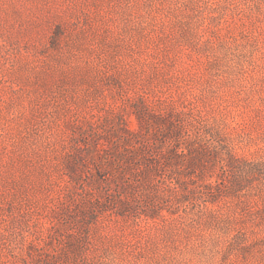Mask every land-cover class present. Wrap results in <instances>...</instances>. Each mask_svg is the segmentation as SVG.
Instances as JSON below:
<instances>
[{
	"label": "rangeland",
	"instance_id": "rangeland-1",
	"mask_svg": "<svg viewBox=\"0 0 264 264\" xmlns=\"http://www.w3.org/2000/svg\"><path fill=\"white\" fill-rule=\"evenodd\" d=\"M0 264H264V0H0Z\"/></svg>",
	"mask_w": 264,
	"mask_h": 264
}]
</instances>
